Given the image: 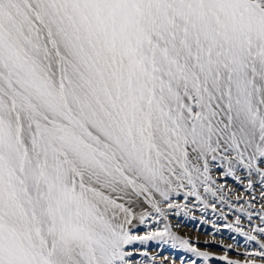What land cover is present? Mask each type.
I'll list each match as a JSON object with an SVG mask.
<instances>
[{
	"label": "snow or ice",
	"instance_id": "snow-or-ice-1",
	"mask_svg": "<svg viewBox=\"0 0 264 264\" xmlns=\"http://www.w3.org/2000/svg\"><path fill=\"white\" fill-rule=\"evenodd\" d=\"M217 166L256 248L216 258L264 264V0H0V264H207L169 211Z\"/></svg>",
	"mask_w": 264,
	"mask_h": 264
},
{
	"label": "rangeland",
	"instance_id": "rangeland-1",
	"mask_svg": "<svg viewBox=\"0 0 264 264\" xmlns=\"http://www.w3.org/2000/svg\"><path fill=\"white\" fill-rule=\"evenodd\" d=\"M213 177L216 179L217 184H224L223 195L225 202L221 203L218 200L210 199L207 194L205 198L208 199V203L216 204V210L211 207L205 209L194 197H189L187 201L183 199V193L176 200L178 203L187 204V210L177 209L169 211V222L172 225V229L178 235L188 238L191 241H199L196 245L202 251H208L213 255V259L208 261L207 264H226L225 261L217 259L216 257L227 255L230 259L243 261L245 257L240 253L245 251H252L256 248L255 242H246V238L235 231L234 228H229L226 225H235L236 216H240L241 224L245 231L250 227L247 218L239 211V207L243 205L248 207L246 201L251 200L252 193L245 191L244 188L247 185V179L244 172H237L243 183L235 180L232 177H224L220 171V168L214 167L212 171ZM262 189L257 180H254V194L257 197L256 208H259V196ZM236 195L242 197L240 201L235 199ZM231 205V206H230ZM227 217L224 219L223 217ZM182 224L184 229L176 227L177 224ZM252 223H259V220L255 217ZM155 227V225H153ZM264 239V237H261ZM228 246H231L229 249ZM142 250H147L148 256H138L137 259L143 260L145 264L151 263V257L161 256L163 251H170L172 253H178V257H184L183 262H187V259H196L197 264H205L202 258H197L194 254L187 252L180 248H174L171 245H161L157 242H149L145 246H141Z\"/></svg>",
	"mask_w": 264,
	"mask_h": 264
},
{
	"label": "bare ground",
	"instance_id": "bare-ground-1",
	"mask_svg": "<svg viewBox=\"0 0 264 264\" xmlns=\"http://www.w3.org/2000/svg\"><path fill=\"white\" fill-rule=\"evenodd\" d=\"M176 227L178 228H181V229H184L183 225L182 224H177ZM163 254L161 256H155L157 259H156V264H161V260L163 257L167 256L169 257L170 259H174L176 264H181V261H184L186 259H183L184 257H178V253H172L170 251H163L162 252ZM190 261V259H187V262H185L184 264H188V262ZM147 264H151V263H147ZM164 264H168V261H165Z\"/></svg>",
	"mask_w": 264,
	"mask_h": 264
}]
</instances>
